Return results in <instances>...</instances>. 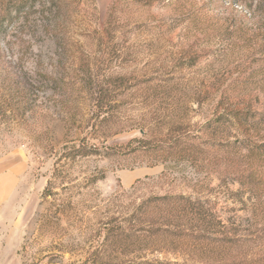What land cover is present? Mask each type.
<instances>
[{
  "label": "rangeland",
  "instance_id": "1",
  "mask_svg": "<svg viewBox=\"0 0 264 264\" xmlns=\"http://www.w3.org/2000/svg\"><path fill=\"white\" fill-rule=\"evenodd\" d=\"M52 7L0 31V264L102 262L180 194L204 222L169 258L264 264V0Z\"/></svg>",
  "mask_w": 264,
  "mask_h": 264
},
{
  "label": "trees",
  "instance_id": "2",
  "mask_svg": "<svg viewBox=\"0 0 264 264\" xmlns=\"http://www.w3.org/2000/svg\"><path fill=\"white\" fill-rule=\"evenodd\" d=\"M57 1L61 0H0V31L7 20H11L13 13H27V10L38 6L40 15H46L53 12L52 3ZM9 2L15 6L13 12ZM44 25L56 26L49 21ZM156 199L165 207L162 212L156 215L144 212L138 220H134L133 216L124 218V223L135 222V229L132 233H115L111 230L107 237L110 243L92 252L102 260L94 264H188L178 258L171 259L168 255L177 254L176 250L185 245L197 247L204 222L198 200L193 201L191 196L184 194L164 195ZM105 223L120 226L116 217ZM121 255L124 257L120 259Z\"/></svg>",
  "mask_w": 264,
  "mask_h": 264
},
{
  "label": "crops",
  "instance_id": "3",
  "mask_svg": "<svg viewBox=\"0 0 264 264\" xmlns=\"http://www.w3.org/2000/svg\"><path fill=\"white\" fill-rule=\"evenodd\" d=\"M135 177H136V174L135 175H132V176H127V180L126 181H124V184L125 185H127V184H131L132 183V181L135 179ZM2 181V180H1ZM0 181V186L2 187V188H4L5 189V187H4V183H3V181L1 182Z\"/></svg>",
  "mask_w": 264,
  "mask_h": 264
}]
</instances>
